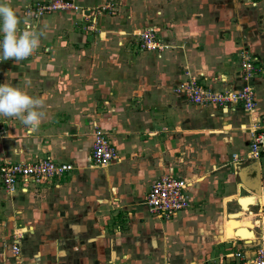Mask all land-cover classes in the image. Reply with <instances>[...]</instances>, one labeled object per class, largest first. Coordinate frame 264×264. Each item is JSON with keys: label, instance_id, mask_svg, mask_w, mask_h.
Instances as JSON below:
<instances>
[{"label": "crops", "instance_id": "1", "mask_svg": "<svg viewBox=\"0 0 264 264\" xmlns=\"http://www.w3.org/2000/svg\"><path fill=\"white\" fill-rule=\"evenodd\" d=\"M34 1L8 0L21 32L44 35L31 57L1 61L0 83L40 99L43 115L35 128L0 116V164L50 155L74 170L14 195L0 185V264H15L14 233L22 260L35 264H242L228 255L236 251L252 258L256 246L245 242L264 243V155L250 157L251 131L264 128V61L241 78L236 47L255 31L253 18H264V0L214 10L202 0H164L145 16L130 0L136 7H122L108 26L100 10L91 16L108 0H72L78 9L29 19ZM148 27L162 51L129 56L127 36ZM186 73L213 89L252 87L255 109L188 102L176 89ZM95 128L118 150L107 167L90 162ZM164 175L189 182L191 207L170 220L144 203Z\"/></svg>", "mask_w": 264, "mask_h": 264}, {"label": "built area", "instance_id": "2", "mask_svg": "<svg viewBox=\"0 0 264 264\" xmlns=\"http://www.w3.org/2000/svg\"><path fill=\"white\" fill-rule=\"evenodd\" d=\"M68 8L78 9V6H75L72 0H50L48 2L37 0L25 7L24 14L31 19L46 12ZM26 28L29 29L30 25H26ZM135 45L141 51L161 52L163 48L156 29L153 27L144 28L138 32ZM238 57L242 78L250 79L259 73L260 67L256 57L244 51L238 52ZM186 74L188 75L187 80L176 89L194 105L212 108L241 106L247 111H253L256 107L255 92L250 86H243L238 90L213 89L208 84L202 83L199 77ZM262 155H264V128L258 127L251 131L250 157L260 158ZM235 157L234 155L233 158ZM118 159L117 147L110 136L95 128L90 151L91 164L97 167H107ZM73 170V165L57 161L50 155L29 160L6 161L0 164V185L6 193L14 195L17 192H27L30 187L57 184ZM188 186V181L173 175H164L154 180L144 197L149 213L159 219L170 220L188 210L191 207L187 192ZM20 238V233H14L11 251L15 264H35L22 260ZM228 255L242 259V264H264V243L255 249L254 256L250 259H245L241 251L231 252Z\"/></svg>", "mask_w": 264, "mask_h": 264}, {"label": "clouds", "instance_id": "3", "mask_svg": "<svg viewBox=\"0 0 264 264\" xmlns=\"http://www.w3.org/2000/svg\"><path fill=\"white\" fill-rule=\"evenodd\" d=\"M20 19L8 0H0V61L13 59L16 63L26 60L40 46L43 32H21ZM40 99L8 83L0 84V116L15 117L32 128L38 126L42 112Z\"/></svg>", "mask_w": 264, "mask_h": 264}, {"label": "rangeland", "instance_id": "4", "mask_svg": "<svg viewBox=\"0 0 264 264\" xmlns=\"http://www.w3.org/2000/svg\"><path fill=\"white\" fill-rule=\"evenodd\" d=\"M174 2H175L174 4H176V5H182L185 1L176 0ZM133 3L136 4V1ZM201 3L203 4V9L205 10V8L210 7L211 5H213V7L211 9L216 8L215 4L219 5V8H224L227 4L230 3V1H228V0H202ZM235 3L237 5V7L239 6V8H242V9L245 8V6H246V5H243V0H237ZM137 5H139V7H136V5L134 7H136L140 12H143L144 13L143 16H145V13L148 12L150 7H152V6L155 9L162 8L163 6L166 7L164 0H140V2H137ZM122 7L123 8H129V9L134 8V7H132L130 0H126V1L108 0L104 3V5H102V7L100 9H97V8L91 9V12H93L91 16L95 17L96 13L98 14V10H100L101 12L105 13L106 14L105 16L108 18L107 19L108 20L107 26H108L109 24L114 22L115 16H120L116 13L121 12ZM185 8H188V7L185 5ZM102 16H104V15H102ZM111 17H112V19H111ZM138 19H141V18H138ZM202 19H206V17H203ZM128 20H129V18H128ZM162 20H161V22L164 23L165 19H162ZM156 22H158V21H156ZM253 23H256V25H255L256 29L254 32H251L250 35L247 36L248 40H246V41H248V42H245V41L242 42V40H241V42L237 43L236 48H238L237 52L244 51L246 54H249L252 57L253 56L256 57L258 60L257 61L258 64H261V62L264 61V49L263 50L258 49L257 46L258 45H260V46L264 45V31L259 30V28H261V27L264 28V18L262 19V17H256L255 20L253 18ZM138 27H136V28H138ZM132 36L133 35L130 34L126 38L127 39L126 42L129 45V48H131L130 50H128V53H129V56H137V55L143 53V51H140L135 45L137 34L135 35V37H132ZM158 37H159V34H158ZM239 38H242V35H239ZM243 39L245 40V38H243ZM130 53H132V54H130ZM241 72L242 71L240 70L239 75H241Z\"/></svg>", "mask_w": 264, "mask_h": 264}, {"label": "water", "instance_id": "5", "mask_svg": "<svg viewBox=\"0 0 264 264\" xmlns=\"http://www.w3.org/2000/svg\"><path fill=\"white\" fill-rule=\"evenodd\" d=\"M260 245H261V241L260 240H253L251 242H245V246L246 247H255L256 246V248H257Z\"/></svg>", "mask_w": 264, "mask_h": 264}]
</instances>
